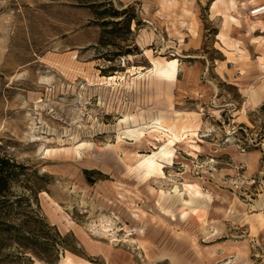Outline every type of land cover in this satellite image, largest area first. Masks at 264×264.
<instances>
[{"label": "rangeland", "instance_id": "rangeland-1", "mask_svg": "<svg viewBox=\"0 0 264 264\" xmlns=\"http://www.w3.org/2000/svg\"><path fill=\"white\" fill-rule=\"evenodd\" d=\"M261 5L0 0V264H264Z\"/></svg>", "mask_w": 264, "mask_h": 264}, {"label": "bare ground", "instance_id": "bare-ground-1", "mask_svg": "<svg viewBox=\"0 0 264 264\" xmlns=\"http://www.w3.org/2000/svg\"><path fill=\"white\" fill-rule=\"evenodd\" d=\"M259 7L260 6L253 8L254 9L253 13L250 12V14L253 16L264 14V12L258 11ZM235 20L236 19L234 17H230L229 20L225 19L224 26L229 25L230 21H235ZM177 70H178L177 59H171L170 61H167L165 63L153 61L152 67L150 68L151 72L169 79H175ZM156 124L157 126L152 128L150 132H152L153 135L155 136L156 133H160L164 135L167 138V143L166 145L162 146V148L158 152H153L151 155H148L146 157L142 156V158L138 160V166L142 168L144 175L146 176H149L155 173L156 171L160 170V162L156 160L155 157L158 156L163 159H169V157L172 155V149L169 146H174L177 142H180L183 137L185 138L189 134L190 135L195 134L194 129L190 128L187 125H182V126H176V124L168 125L162 123L160 120H158ZM141 133L139 132V135H142ZM136 134L138 135V133ZM194 147H196V145H194Z\"/></svg>", "mask_w": 264, "mask_h": 264}, {"label": "trees", "instance_id": "trees-1", "mask_svg": "<svg viewBox=\"0 0 264 264\" xmlns=\"http://www.w3.org/2000/svg\"><path fill=\"white\" fill-rule=\"evenodd\" d=\"M8 163V159L0 157V191L5 188L6 182V173L4 171V166ZM2 194L0 193V196Z\"/></svg>", "mask_w": 264, "mask_h": 264}, {"label": "built area", "instance_id": "built-area-1", "mask_svg": "<svg viewBox=\"0 0 264 264\" xmlns=\"http://www.w3.org/2000/svg\"><path fill=\"white\" fill-rule=\"evenodd\" d=\"M258 11L264 12V5H261V6L258 8ZM251 13H253V11H252Z\"/></svg>", "mask_w": 264, "mask_h": 264}, {"label": "crops", "instance_id": "crops-1", "mask_svg": "<svg viewBox=\"0 0 264 264\" xmlns=\"http://www.w3.org/2000/svg\"><path fill=\"white\" fill-rule=\"evenodd\" d=\"M261 15H264V14H261Z\"/></svg>", "mask_w": 264, "mask_h": 264}]
</instances>
